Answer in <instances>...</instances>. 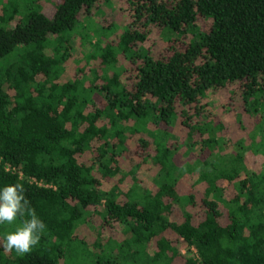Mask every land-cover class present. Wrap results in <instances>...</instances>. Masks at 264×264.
Wrapping results in <instances>:
<instances>
[{
    "label": "trees",
    "instance_id": "16d2710c",
    "mask_svg": "<svg viewBox=\"0 0 264 264\" xmlns=\"http://www.w3.org/2000/svg\"><path fill=\"white\" fill-rule=\"evenodd\" d=\"M124 2L118 33L112 0H0V185L46 223L0 264H264V0ZM230 85L237 141L208 109Z\"/></svg>",
    "mask_w": 264,
    "mask_h": 264
},
{
    "label": "rangeland",
    "instance_id": "374dc122",
    "mask_svg": "<svg viewBox=\"0 0 264 264\" xmlns=\"http://www.w3.org/2000/svg\"><path fill=\"white\" fill-rule=\"evenodd\" d=\"M113 4L111 5H103L102 6V13L101 15L96 14V18L99 22L105 23L108 25L110 22H117L119 25L118 33L121 31L120 28L125 23V16L126 13H122L123 10L126 7V3L124 0H112ZM46 4V3H45ZM45 10L48 14H51L53 11V4L45 5ZM123 9V10H122ZM96 9L94 10V13ZM126 12V11H125ZM94 15V14H93ZM113 36V35H112ZM77 38L73 40L74 44L77 43ZM74 67V65H72ZM74 71V69H73ZM73 74L72 71H68L67 75ZM232 85L227 86L226 88H221L217 92L213 94L212 102L208 105V109L210 108V111L213 112V117H215L216 122L222 121L224 124V129L222 131V134L231 137L233 141H237L241 137H247V132L250 131L255 122L257 121L255 117H251L245 110L244 106L242 104V100L239 94V90H234V97L232 98L230 88ZM242 115L243 122H244V128L241 127L240 123L238 122V114ZM173 131L177 132L179 136L185 137L182 134V131L180 130L179 126H174ZM246 141H249V138H247ZM247 164L250 167L258 168L261 164L262 160L260 157L254 156L252 153L247 154L246 159ZM154 175V172H140L141 176V184L143 187H148L152 184V177ZM203 185L198 182L196 185V188L199 189V191L202 189ZM201 193V192H200ZM92 220H99V217L97 214L93 215ZM78 232L80 234H86L90 235L91 231L87 224H81L78 228ZM93 235V233L91 234ZM90 235V236H91Z\"/></svg>",
    "mask_w": 264,
    "mask_h": 264
},
{
    "label": "clouds",
    "instance_id": "9594fccd",
    "mask_svg": "<svg viewBox=\"0 0 264 264\" xmlns=\"http://www.w3.org/2000/svg\"><path fill=\"white\" fill-rule=\"evenodd\" d=\"M25 191L20 182L0 185V224L20 221L14 230L0 236V248L18 254L27 253L46 230L45 221L31 207Z\"/></svg>",
    "mask_w": 264,
    "mask_h": 264
}]
</instances>
